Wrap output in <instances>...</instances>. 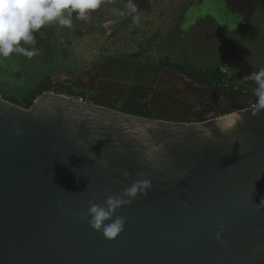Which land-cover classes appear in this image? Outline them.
Returning a JSON list of instances; mask_svg holds the SVG:
<instances>
[{
  "label": "water",
  "instance_id": "95a60500",
  "mask_svg": "<svg viewBox=\"0 0 264 264\" xmlns=\"http://www.w3.org/2000/svg\"><path fill=\"white\" fill-rule=\"evenodd\" d=\"M60 84L95 92L94 103L0 99V264H264V110L251 97L142 61ZM138 173L153 187L118 211L124 230H93L88 201L103 205Z\"/></svg>",
  "mask_w": 264,
  "mask_h": 264
},
{
  "label": "rangeland",
  "instance_id": "374dc122",
  "mask_svg": "<svg viewBox=\"0 0 264 264\" xmlns=\"http://www.w3.org/2000/svg\"><path fill=\"white\" fill-rule=\"evenodd\" d=\"M126 5V0H103L100 8L88 13L86 21L76 19L73 13L71 28L46 25L35 33L37 52L31 59L17 54L0 57V99H13L22 107L26 96L40 83L62 86L60 82L78 80L128 55H136V60L124 61L167 65L182 71L217 70L226 63L233 86L245 85L240 80L264 68V22L258 14L245 27L218 28L216 18L206 10L211 5L206 0H148L133 14L140 17L139 24H133ZM113 8L124 15H113ZM255 85L249 81L248 92L253 93ZM67 88L75 97L62 96L79 100L76 96L81 94L87 103H94L95 92Z\"/></svg>",
  "mask_w": 264,
  "mask_h": 264
},
{
  "label": "clouds",
  "instance_id": "9594fccd",
  "mask_svg": "<svg viewBox=\"0 0 264 264\" xmlns=\"http://www.w3.org/2000/svg\"><path fill=\"white\" fill-rule=\"evenodd\" d=\"M103 0H0V57L8 58L12 54L22 55L31 59L36 55L37 43L35 33L46 25L57 23L61 27L73 26L72 15L76 19L86 21L88 13L101 7ZM128 15L132 16L133 24H139L138 8L133 0L126 5ZM113 15H124V12L113 8ZM31 46V47H26ZM255 81L256 111L264 110V68L253 73L250 77ZM129 177L127 171L123 172ZM138 179L133 180L129 187L121 193L109 195L104 204H97L94 200L88 201L87 218L93 230L101 232L104 237L112 239L124 230L127 218L117 215L124 205H130L138 195L147 196L152 189L151 179L145 173H138ZM221 231L224 225H220ZM216 239H221L220 232Z\"/></svg>",
  "mask_w": 264,
  "mask_h": 264
},
{
  "label": "trees",
  "instance_id": "16d2710c",
  "mask_svg": "<svg viewBox=\"0 0 264 264\" xmlns=\"http://www.w3.org/2000/svg\"><path fill=\"white\" fill-rule=\"evenodd\" d=\"M122 57V58H121ZM120 58H118L119 60H125V59H133L136 60V55H128V56H121ZM164 67H168L171 68L175 71H178L182 74H184L185 76L189 77L190 79H192L193 81H195L198 84H205L207 86H211V87H215L218 88L222 91H226V92H232V87L233 85L230 83V81H232L234 78L229 77L227 79L226 76L221 75L220 73H218V71L216 69H206V70H202L201 72L195 69H191V68H186L183 71L180 70L179 68H175V67H170L167 65H163ZM237 79V78H235ZM229 84L228 88H224V84ZM248 82L244 81V84L246 85ZM45 92H52L55 94H59V95H63L66 94L68 96L71 97H75L74 95H72V92L70 89L60 86V85H45L43 83H40L34 90H32L31 92H29V94L26 96L25 100L23 101L22 104V108L24 109H28L32 102L42 93ZM77 99H82V101H86V96L79 94L78 96H76ZM253 99V104H256V99L257 98H252ZM5 100V99H4ZM5 101L14 104L16 106H19L13 99H6ZM20 107V106H19ZM119 112L124 113V114H128V115H132V116H136V117H141V118H145V119H154L155 116L152 114L151 110L147 107H143L140 105H134V104H124L122 109L119 110ZM227 114L225 111H220L218 113V115H225Z\"/></svg>",
  "mask_w": 264,
  "mask_h": 264
},
{
  "label": "flooded vegetation",
  "instance_id": "af4514ba",
  "mask_svg": "<svg viewBox=\"0 0 264 264\" xmlns=\"http://www.w3.org/2000/svg\"><path fill=\"white\" fill-rule=\"evenodd\" d=\"M209 2L211 5L208 6L207 12L209 13L210 16H213L216 18V21L218 22V28L220 27H232L236 28V26L242 27L244 25H248V20L250 17V13L248 12V9L251 8V5L253 3V0H249L248 3L240 10H237L233 4L231 3L230 0H206ZM148 0H145V5L147 4ZM208 5V3H207ZM144 6V5H143ZM246 8V9H245ZM257 11V13H253ZM253 12H251V15L255 14V16L258 14L260 16V20L264 22V0H257V4L254 7ZM259 12V13H258ZM253 13V14H252ZM257 15V16H258ZM254 16V17H255ZM220 26V27H219ZM117 61H124V60H119ZM115 62V61H114ZM107 64V63H105ZM216 112L219 113L220 111H225L228 113L229 108H228V101L225 99V97H221L217 99L216 101ZM124 103L119 102V106L123 107ZM142 106L141 104H138ZM105 108L111 109L110 106H104ZM144 107H146L144 105ZM114 109V108H113ZM122 109V108H121ZM158 120V118H155Z\"/></svg>",
  "mask_w": 264,
  "mask_h": 264
},
{
  "label": "built area",
  "instance_id": "2783aa9c",
  "mask_svg": "<svg viewBox=\"0 0 264 264\" xmlns=\"http://www.w3.org/2000/svg\"><path fill=\"white\" fill-rule=\"evenodd\" d=\"M227 69H228V67H227L226 64H221V65H218L217 66L218 73H220L221 75L226 76L227 79H228L229 76H228V73H227ZM245 81L249 83V81H254V80L251 79L250 77H248V79H245ZM248 83L246 85H248ZM254 83H255V81H254ZM246 85L233 86L232 87V93H237V94H240V95H243V96H248V97H251V98H256L255 92H253V93L248 92V89H247V86ZM228 86H229L228 84H226V83L224 84V87L225 88H228ZM79 101H82V99H79Z\"/></svg>",
  "mask_w": 264,
  "mask_h": 264
},
{
  "label": "crops",
  "instance_id": "0c3cea01",
  "mask_svg": "<svg viewBox=\"0 0 264 264\" xmlns=\"http://www.w3.org/2000/svg\"><path fill=\"white\" fill-rule=\"evenodd\" d=\"M231 1V3L233 4V6L237 9V10H240V8L242 9L245 5H246V3H248V1L249 0H230ZM252 1V0H251ZM195 2H196V0H195ZM244 9V8H243ZM246 9V8H245ZM258 11V10H257ZM257 11L255 12V10H254V12L253 13H257ZM252 13V14H253ZM259 13V12H258ZM254 16H255V14H253V15H251V13H250V17H249V20H248V24L249 23H251L252 21H254ZM257 18H259V17H257ZM260 19V18H259ZM256 21V20H255ZM257 22H258V24L260 23V21L257 19ZM247 26V25H246ZM195 27V26H194ZM243 27V26H242ZM244 27H245V25H244ZM222 64H226V63H222ZM257 71L258 70H260V69H256ZM240 81H242V84H244V81L245 80H240ZM256 85H255V90H256ZM255 90H253V92H255Z\"/></svg>",
  "mask_w": 264,
  "mask_h": 264
}]
</instances>
